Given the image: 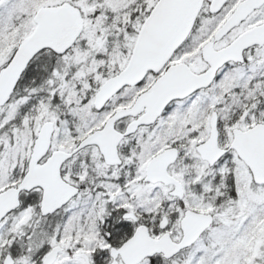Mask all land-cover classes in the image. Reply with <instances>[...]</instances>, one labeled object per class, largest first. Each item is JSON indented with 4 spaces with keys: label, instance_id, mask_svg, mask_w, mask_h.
Masks as SVG:
<instances>
[{
    "label": "snow or ice",
    "instance_id": "snow-or-ice-1",
    "mask_svg": "<svg viewBox=\"0 0 264 264\" xmlns=\"http://www.w3.org/2000/svg\"><path fill=\"white\" fill-rule=\"evenodd\" d=\"M0 264H264V0H0Z\"/></svg>",
    "mask_w": 264,
    "mask_h": 264
}]
</instances>
